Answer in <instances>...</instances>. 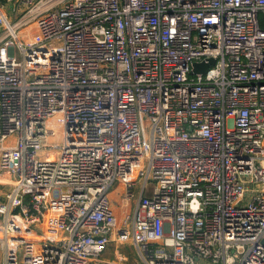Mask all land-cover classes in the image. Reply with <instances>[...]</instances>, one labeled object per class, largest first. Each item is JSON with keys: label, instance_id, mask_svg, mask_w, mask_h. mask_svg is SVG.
I'll use <instances>...</instances> for the list:
<instances>
[{"label": "built area", "instance_id": "2783aa9c", "mask_svg": "<svg viewBox=\"0 0 264 264\" xmlns=\"http://www.w3.org/2000/svg\"><path fill=\"white\" fill-rule=\"evenodd\" d=\"M0 175V264H264V0H0Z\"/></svg>", "mask_w": 264, "mask_h": 264}, {"label": "rangeland", "instance_id": "374dc122", "mask_svg": "<svg viewBox=\"0 0 264 264\" xmlns=\"http://www.w3.org/2000/svg\"><path fill=\"white\" fill-rule=\"evenodd\" d=\"M55 130H59V128H54ZM39 156L41 158H44L46 156L47 159H55L56 154L53 153H46V152H41L39 153ZM55 157V158H54ZM1 179H3V181H0V196H2L3 194H5L9 189H10V185L8 183V179H4V177H0ZM124 215V212L121 211L119 208H116V216L118 219L122 218ZM34 235L32 238L34 239V237L37 238H41L42 237V228H38L36 230V233L34 232ZM118 251H120L122 254H124L127 257L128 260V264H141V261L139 260V258L137 257L136 251L135 249L131 246V245H124L122 247H120L118 249ZM114 254H115V249L114 246L111 245L108 250L104 253V258L109 259V260H113L114 258Z\"/></svg>", "mask_w": 264, "mask_h": 264}, {"label": "water", "instance_id": "95a60500", "mask_svg": "<svg viewBox=\"0 0 264 264\" xmlns=\"http://www.w3.org/2000/svg\"><path fill=\"white\" fill-rule=\"evenodd\" d=\"M209 64L213 65L214 61L213 60H209ZM209 64H205V63H194L193 64V71L191 74H195V73H205L208 70V65Z\"/></svg>", "mask_w": 264, "mask_h": 264}, {"label": "crops", "instance_id": "0c3cea01", "mask_svg": "<svg viewBox=\"0 0 264 264\" xmlns=\"http://www.w3.org/2000/svg\"><path fill=\"white\" fill-rule=\"evenodd\" d=\"M0 177H4V178H6L7 179V176L6 175H0ZM1 179V178H0ZM10 187V186H9ZM4 195L5 194H3L2 196H0V200H2L3 198H4Z\"/></svg>", "mask_w": 264, "mask_h": 264}, {"label": "bare ground", "instance_id": "6f19581e", "mask_svg": "<svg viewBox=\"0 0 264 264\" xmlns=\"http://www.w3.org/2000/svg\"><path fill=\"white\" fill-rule=\"evenodd\" d=\"M5 179V178H4ZM0 181H3V179H0Z\"/></svg>", "mask_w": 264, "mask_h": 264}]
</instances>
